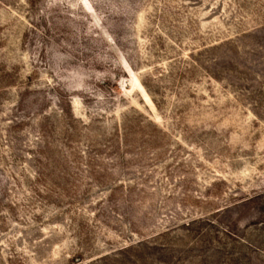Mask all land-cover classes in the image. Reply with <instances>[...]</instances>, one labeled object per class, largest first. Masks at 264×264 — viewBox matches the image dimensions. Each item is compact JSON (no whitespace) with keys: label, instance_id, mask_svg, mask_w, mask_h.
<instances>
[{"label":"rangeland","instance_id":"obj_1","mask_svg":"<svg viewBox=\"0 0 264 264\" xmlns=\"http://www.w3.org/2000/svg\"><path fill=\"white\" fill-rule=\"evenodd\" d=\"M0 264H264V0H0Z\"/></svg>","mask_w":264,"mask_h":264}]
</instances>
